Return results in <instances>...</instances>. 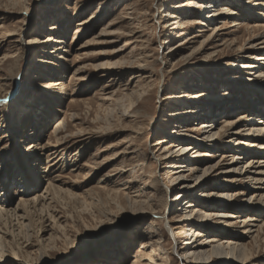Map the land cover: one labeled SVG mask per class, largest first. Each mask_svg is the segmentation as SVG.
<instances>
[{"label":"rangeland","instance_id":"1","mask_svg":"<svg viewBox=\"0 0 264 264\" xmlns=\"http://www.w3.org/2000/svg\"><path fill=\"white\" fill-rule=\"evenodd\" d=\"M191 1L203 5L209 0H0V100L21 85L20 94L14 98L18 102L6 100L0 106V202L6 204L4 194H9L11 207L19 198L46 195L40 204L33 203L34 210L28 215L31 225L19 228L14 216L10 217V230L17 236H7L6 240H12L14 247L15 239L18 250H0L6 258L14 254L15 264H39L42 258L48 259V264H191V259L196 263L194 258H186L195 250L169 249L172 234L164 236L163 222L149 214L163 212L166 202L172 204L180 191L166 196L158 185L159 177L170 181L172 176L180 175L172 174L180 168H167L169 163L178 162L163 159L171 155L164 150L167 143H153L171 133L178 134L181 125L212 120L206 115H200L202 120L173 116L187 108H200L201 112L220 109L212 106L220 101L223 108L228 107L226 113H231L229 120L244 112L252 114L249 109L258 97L251 89L257 87L256 83L264 85V79L258 82V75L251 72L254 69L245 71L234 66L249 64L248 56L256 52L246 47L251 43L250 36L259 31L247 26L235 33L233 28L222 29L223 35L209 45H219L217 49L204 50L214 27L222 23L210 27L194 24L203 9H190ZM248 8L252 12H247L246 5L232 7L238 14L227 22L240 19L251 25L262 19L259 23H264L263 7L252 6L251 1ZM3 33L16 34L2 40ZM18 34L24 42H39L38 46L25 51L15 45L13 39ZM50 36L60 37L64 43L47 42ZM191 37L196 38L186 44ZM181 43L185 44L180 47ZM46 50L51 53L47 55ZM47 56H52V64L41 62ZM136 65H141L142 73L131 78ZM55 80L61 85L51 86ZM191 94H198L197 98L190 100ZM173 95L181 96L182 104L166 98ZM230 102L240 103V109L232 110ZM226 118L228 114L218 113L213 119ZM58 119H64V124L56 134L53 128ZM47 141L63 143L52 156H47L46 149L38 153L37 159L31 158L30 146ZM201 145L199 149L210 152L209 156L188 161L195 155L192 151L184 158L190 165L184 163L187 168H182L190 184L201 183L190 198L199 208L206 202L203 195L216 186L231 185L220 171L244 170L247 160L229 164L232 159L228 156L218 165L221 158L214 155L225 149ZM158 148L155 154L160 160L155 162L150 152ZM28 165L40 176V185L35 193L23 196L22 184L31 182ZM45 167L46 172L42 171ZM242 180L233 188L242 194L228 203L243 207L253 202L249 205L253 206L257 202L250 196L255 184ZM182 203L172 205L169 219L186 216L180 210ZM254 211L243 215L261 213ZM39 225L48 230L44 235L39 231L41 244L35 241ZM175 225L174 235L180 237L178 246L214 235L207 229L208 236L195 238L186 228L188 222L178 221ZM261 232L258 243L250 238L245 241V264H264V227ZM27 239L31 245L24 246ZM141 243L146 246L137 250ZM207 251L211 255L208 264H222L219 255L227 250ZM147 255L150 262L145 260Z\"/></svg>","mask_w":264,"mask_h":264},{"label":"bare ground","instance_id":"2","mask_svg":"<svg viewBox=\"0 0 264 264\" xmlns=\"http://www.w3.org/2000/svg\"><path fill=\"white\" fill-rule=\"evenodd\" d=\"M223 1L227 3L220 4V2L218 1L219 3L217 4L216 0H209L207 2H204L203 5H198L197 3H195V1H191L190 3H188V4H191L189 6L190 9H196V8L203 9L201 11V15H199L200 18L198 17V19H196V22L194 24L199 23L204 26H206L207 24L209 26V25H214L219 22L222 23L221 25H217L216 27H214L213 33L211 35L212 39L207 41L206 46H204V50L217 49L216 47H218L219 45L216 47L209 46V45L210 44L213 45L212 42L218 36L223 35L220 33L222 29L233 28L232 32L235 33L237 31H240L241 27L247 26V28L252 29V31L258 30L259 32H256L255 34H252V36H250L249 41H251V43H249V46H247L246 48H249L256 53L259 52V54L253 53L250 56H248V59L249 60L251 59L248 62L249 64L241 63V64H236L234 66L239 69H244L245 71L246 69H254V70H251V72H255L256 75H258L256 79L259 82L262 77L264 79V76H263L264 75V23H259V21L262 22V19L257 20L256 22L254 21V23H251V25L249 23L240 21V19L232 20V23H229L227 22L228 21L227 19L232 17L233 14L235 15L238 14L234 12V10H232V7L238 6V4L246 5V10L247 12L250 13L252 12V10L248 8V4L251 1H252V6H261L264 8V0H223ZM166 16H168V14ZM225 16H226V19L224 18ZM171 17H175V16L173 15ZM261 17L264 19V12H261ZM212 28H209V29H212ZM15 34L16 33H3L2 40L8 39L9 36H14ZM181 34H186V32L182 31ZM196 37L189 38V41H186L185 43L187 44L191 42L190 39H193ZM13 40L15 42V45H20L24 47L25 51H31L33 47H35L36 45L38 46L39 44V42H36L35 40L24 42L21 34H18L17 39L14 38ZM46 40L47 42L52 41L53 43L59 44V45L64 43V40L60 37L53 38L52 36H50ZM226 41H224V43H222L221 45L225 44ZM234 41H231V42L233 43ZM185 43H181L180 47L181 45L183 46ZM180 47L178 46L175 48H171V50L174 51L176 48H180ZM45 53L48 55L51 53V51L48 52L46 50ZM52 61H53L52 56H47V57H44V60H42L41 62L45 64H52ZM134 68L135 69L131 72L130 77L138 78L142 73V71H140L142 67L141 65H136L134 66ZM244 70H241V71H244ZM60 85L61 83L58 82V80H55L51 84V86H60ZM256 85L257 87H252L251 89V90H254V93L253 92L252 93L258 97L257 99L255 98L256 100L253 102L252 107L249 109L251 113L253 112L252 114L245 115L244 113L246 112H244L243 113L244 115L241 114L240 116H238V118L229 120L231 119L230 118L231 113H226V109L228 107L225 106V108H223L224 106L223 107L221 106L220 101L213 103L212 105L216 107L220 106L221 107L220 109H216V108L206 109V110L203 109V112H201L202 109L200 108L198 110H192L191 108H187V109H184L183 111L175 112L173 116L177 117L181 115H186V117L190 119H192L193 117V119L195 120H202V117H200V115L201 116L206 115V116H210L212 120L196 123L195 126L194 125L190 126L188 124L181 125L180 126L181 130L179 129L177 131L178 134L175 135L171 133V135L165 136L164 139H161L153 143V145L155 146L167 143V146L164 147V150H167L168 154L170 152L171 155L169 154L170 156L164 157L163 159L174 158L175 160H178V162L169 163V165H167L168 166L167 168L175 169V170L180 168L178 171L176 170L177 172L172 173L173 175L174 174H180V175L172 176L170 181L166 180L163 176L159 177V179H157L158 185L161 186V188H163L166 196H168L169 193L174 192L176 190H180V191L175 195V198L173 199V201H171L172 204H170L169 202H166L165 210L163 212L158 214L152 211V212H149V214L158 217L160 221L163 222V226L161 227H163L162 233L164 236L169 237V233L172 234V236L170 237L171 238L170 240L173 241L172 242L173 244H172V247L169 248L170 250H195L194 252H189V254L186 256V258L188 259L194 258L196 260V263H194V260L191 259L190 260L191 264H208L207 262H210L211 255L209 254L207 250H213V251L227 250L226 254L220 253L219 255L223 260L222 264H245L244 262L245 260L244 253L246 251L245 241L248 238H250L254 242L258 243V239H260L261 237L260 232L261 230H263V227H264V217H262L264 215V85L260 83H256ZM20 88H21V85H17V87L11 93H9V95L6 98H3L4 100H0V106L5 105L6 100L7 102H10V101L13 102L14 98L17 99V94H20L21 92ZM194 95L195 97H193V94L190 95L191 96L190 100L197 98L198 94H194ZM166 98L173 99V101L176 104H182V102H180L181 96L173 95L169 97L167 96ZM226 101H229V100H226ZM17 102L18 101H15V103ZM228 106H230L232 110L240 109L239 108L240 103L238 102H230ZM259 106L261 108L263 106V109L261 110ZM190 113H193V114L195 113V115L193 116L189 115ZM218 113L228 114L229 118L221 119L220 121L213 119V118H216ZM254 113L259 114L260 117L256 118ZM222 123H225V124L221 125ZM63 124H64V119L63 120L58 119L57 121H55L54 128H53L55 130L54 133L57 134L59 132L58 129H60L63 126ZM182 131L186 135L182 134ZM189 134H192V135H189ZM29 135H33V134L29 132ZM230 136L232 137L227 138ZM58 141H60V139H58ZM184 142H187V143H184ZM62 143L63 142L50 143L49 141H47L45 144H33L32 146H30L33 149L30 151V153L32 154L31 158L37 159L38 153L46 149L48 150L47 156L51 154L53 155V153L57 151L58 146L62 145ZM201 144H205L212 148L220 147L222 148V150L225 149L223 150L222 153H216L214 155V157L221 158L218 161V165H221V162L224 159H226V157L228 156H231V159H232V161L229 164H238L240 163L241 160H244V159H247V160H245L243 164L245 168L244 170L237 172L235 168H228L226 170L220 171V173H223L224 177H227L226 180L231 185L224 184V185L216 186L215 187L216 189H213L212 191H209V193H207L206 195H203L205 196L206 202L203 201V203L205 202L203 205L202 203H200V206L202 205V208H199V206L195 204L194 200L192 199L190 200V198H192V191L196 190L198 186L200 187L201 183L199 185L198 183L190 184L187 177L184 175V172L186 171H184V169L182 168L186 167L184 163L189 164L188 161L190 159L192 160V159H196V158H200L204 156H209L210 152L201 151L199 149V147L202 146ZM158 150L159 148L150 152L151 158H153L155 162H158L160 160L158 157V154L157 155L155 154ZM192 151L194 152L195 155L194 156L191 155L188 161H185L184 158L186 159L188 154ZM226 152L228 153L233 152V154H223ZM248 156H250L249 159H248ZM26 158H29V157L27 156ZM180 160H184L185 162H180ZM178 163H181V164H178ZM46 169L48 170V167H45L44 169H42V171L45 170L46 172ZM196 170L198 171V169L195 168L194 171ZM42 171H39V172H42ZM29 173H30L29 178L31 179V182L22 184L23 189L20 192H21V195L23 196H28L30 194V191L31 193H35L36 189L40 185V182H39L40 176L38 177V175L31 169L29 170ZM235 173H238V175L235 176L234 175ZM244 178L247 181H249V183L252 182V184H255V187H252V188H255V191L251 194L250 198L253 197L254 201L257 203L254 204L253 206H249V205H252L253 203V202H250L248 205L246 204L243 205V207H239L237 205H232V203H228L233 200L236 201V198H237L236 196L239 194H242L241 192H238L237 190H234L233 188H234V185L238 184L237 181H240V179L244 180ZM46 191H44L43 193L46 194L47 193ZM8 195L9 194L3 195L6 198L5 199L6 204H3L4 202H0V250H18V246H17L18 242H16L15 239L13 240L15 243L14 247H12L13 246L12 245L13 242H11L12 240L11 241L10 239L6 240L7 236L15 238V235H16V233H14V230L13 231L10 230L12 228L9 225L10 223L9 221L11 220L10 217L14 216V218L17 220V223H19V228H23V226H27V224L30 223L29 214L31 213L30 210L33 208L32 206L34 205L33 203L40 204L42 201H44V199H46V195L35 194L31 198H19L18 203L14 207L10 206L9 204L10 200H8ZM181 201H183L182 204H184V206L180 210L183 213H186V216L178 220L169 219V216L173 212V209H174V206L172 205L174 203H180ZM211 201L217 202V203H213ZM210 204H212V207H209ZM42 206L44 205L42 204ZM257 209L261 211V213L258 212L254 214L243 215L244 212H251ZM33 212L34 211H32V213ZM200 213H202L203 215L201 216ZM199 217L200 218L203 217L202 221L197 220ZM24 221H26L25 224H24ZM178 221L188 222V226L189 225L190 226L186 228L188 229V232L189 231L192 232L190 233L192 237H195V238L202 237L203 238L205 236H208L210 232L206 231L207 229L214 232V235H209L208 238H206V240H203L201 242H197V240L193 242L185 241L184 243H181V244H184L185 246H178V243H180L179 241L180 237L178 235L176 236L174 235V230L177 229L175 222H178ZM13 222H14V219H13ZM194 228L198 231L197 233H196V230L194 231ZM229 229H231V231H228ZM39 231L41 232V235L42 234L44 235L48 232L47 228L44 227V225H41V226L39 225V228L36 229L35 231V235L38 237V239L35 240L36 243H40L43 241L42 239L43 236L38 235ZM152 243L153 245L158 244L156 242H152ZM27 245H31L28 239L26 240L24 246H27ZM142 246L144 247L146 245L141 243L137 250H139V248H141ZM208 248H211V249H208ZM19 249H20V246H19ZM5 255L6 254L4 253H0V264H5L7 262L9 264L16 263L15 261L17 259L13 256L14 254H11V257L9 256L7 258L5 257ZM204 256H207L206 260L202 259L204 258ZM137 258H138V255H137ZM184 258L185 257L183 258L181 257L180 259H184ZM149 259L150 257L149 255H147V258L145 260H147V262H150L148 261ZM187 260L185 261L187 262ZM39 264H48V259L42 258Z\"/></svg>","mask_w":264,"mask_h":264}]
</instances>
